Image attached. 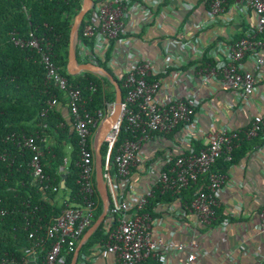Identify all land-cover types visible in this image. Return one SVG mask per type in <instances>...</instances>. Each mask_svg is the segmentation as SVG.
Instances as JSON below:
<instances>
[{
	"label": "built area",
	"instance_id": "obj_1",
	"mask_svg": "<svg viewBox=\"0 0 264 264\" xmlns=\"http://www.w3.org/2000/svg\"><path fill=\"white\" fill-rule=\"evenodd\" d=\"M92 1V9L82 23V34L77 40L78 60L96 65L107 63L122 80V88L126 91L119 117L122 123L114 126L104 144H109V150L112 144L115 147L123 125L129 132L117 148L115 175H111V181L107 174L109 168L105 170L115 193L114 212L119 217L111 223L107 240L93 248L94 253H100L94 255H112L114 264H198L202 231H221L228 226V221L221 224L218 210L223 191L233 184V174L231 170L225 174L216 173L213 167L221 158L232 161L242 134L246 140L260 133L264 135V111L250 114V124L245 129L224 124L207 135L200 124L199 116L203 112L199 111L201 100L196 88L216 85L231 91L240 103L250 108L264 86V0H203L208 9L207 17L194 24V36L182 28L175 29V37L165 29V23L168 25L178 15L173 4L178 3L182 11L189 12L195 7L193 0ZM230 7L251 11L256 22L245 29V36L238 40L221 41L219 32L214 38L204 39L202 31L221 23V17ZM24 10L27 12L26 8ZM146 39L164 45L166 65L163 70L140 49V45L147 44ZM12 42L17 47L35 50L46 70V84L64 94V103L54 96L41 116L45 117L63 104L68 110L78 137L76 167L81 202L65 204L61 215L49 227L41 224L31 227L27 221L26 229L31 228V247L23 249L24 256L20 260L0 253V264H42L38 249L46 239L53 243L44 264H67L98 213L94 141L100 124L114 113L115 104L106 103L103 110L89 111L91 99H85L81 88L71 84L62 74L55 62L53 46L45 36L36 37L31 33L24 39L13 34ZM191 47L197 57L194 62L185 58ZM90 90L95 91V88ZM172 134L180 136L178 150L151 147L152 143L165 146L168 143L165 136ZM202 136L207 137L208 144L197 149ZM11 139L32 153L29 163L32 184L59 193L60 188L52 185L44 171L43 145L38 143L39 138L14 134ZM1 159L8 161L10 157L4 154ZM70 164L71 159L65 158L58 173L68 174ZM202 177H206L207 184L191 204L176 211L174 203H161L156 207L157 216L146 211L157 191L175 196ZM9 214V209H0L1 217ZM168 219L174 221L176 236L186 233L188 238L175 241L173 236L166 234ZM256 230L264 235V207ZM95 256L83 257L79 264H86L87 260L94 264L98 258ZM258 264H264V259Z\"/></svg>",
	"mask_w": 264,
	"mask_h": 264
},
{
	"label": "trees",
	"instance_id": "obj_2",
	"mask_svg": "<svg viewBox=\"0 0 264 264\" xmlns=\"http://www.w3.org/2000/svg\"><path fill=\"white\" fill-rule=\"evenodd\" d=\"M82 6L83 0H0V209L10 210L9 215L0 216V253H7L10 258L15 257L20 260L24 256L23 249L31 247L32 243L29 239L31 228L26 229L27 221L30 222L31 227L37 224L49 227L61 215L63 209V206H59L56 201L58 193L32 184V177L29 174L32 153L14 142L11 139L12 135L24 134L38 137V143L41 145L45 144L43 139L54 138L58 148L52 151L43 148L44 171L50 177L52 185L58 186L60 191H66V189L71 191V203L81 202L77 183L79 170L76 167L79 154L78 137L72 125L69 126L64 118L62 110L65 105L48 112L45 117L41 116L48 107L47 102L54 96L64 103V94L59 89L49 88L46 84V70L40 61V55L31 48L23 49L15 46L12 35L17 34L24 39L29 38L31 33L36 37L45 36L53 46L55 62L61 68L62 74L71 84L81 88L85 99L88 101L91 99L88 103L89 111L103 110L106 103L115 102L116 91L113 84L105 77L92 73L72 76L67 71L71 29ZM82 28L83 25L80 28V37ZM244 36L243 31L235 37V40ZM87 43L93 45L92 42ZM97 64L109 71L122 88V80L107 63ZM91 87H94L95 91L90 90ZM122 91L125 98L126 91L124 88ZM126 136H129V132L123 125L111 155L109 172L112 176L115 175L114 157L117 148ZM241 137L233 152L232 161L226 162L223 158L219 159L213 167L214 172L227 173L264 145V135L261 133L252 140H246L243 134ZM68 145L72 147L69 173L61 175L58 169L67 158ZM199 148L198 146L197 149ZM108 150L109 144L105 143L101 149L105 166ZM4 154H8L10 160L3 161L1 157ZM63 178L66 179L64 189L62 188ZM206 184V177H202L198 183L192 184L175 196L162 195L157 191L146 211L157 216L156 207L161 203L181 202L184 206L191 204ZM96 199L98 213L95 216V222L103 213V202L98 190H96ZM14 207L17 208L15 211ZM109 215L113 216L114 220L119 217L113 210ZM111 227L109 220L102 223L83 246L78 264L83 257L91 259L95 256L94 254H100L94 253L93 248L107 240V233ZM52 243L53 241L46 239L41 249H38L42 264ZM72 259L73 256L69 257L67 264H71ZM86 264L92 263L87 260Z\"/></svg>",
	"mask_w": 264,
	"mask_h": 264
},
{
	"label": "crops",
	"instance_id": "obj_3",
	"mask_svg": "<svg viewBox=\"0 0 264 264\" xmlns=\"http://www.w3.org/2000/svg\"><path fill=\"white\" fill-rule=\"evenodd\" d=\"M192 4L195 7L189 12L182 11L178 3L173 4L178 15L176 18L171 19L168 25L165 23V29L171 34V37H175L177 31L182 28V31L186 30L190 36H194V24L205 21L208 9L204 7L203 0H193ZM255 22L256 16L251 11L246 12L240 7H230L227 14L221 17V23L208 26L205 31H202L201 35L204 39L208 37L214 38L219 32L221 41H231L235 40L237 35ZM175 29H177L176 32ZM145 42L147 44L140 45V49L148 57L155 60L158 69L163 70L166 65L164 45L162 43H151L149 39H146ZM194 56H196V52L191 47L187 51L185 58L190 62H194L197 58ZM249 67H251V64ZM196 89L199 90L198 94L201 100L199 111L200 113L203 112L199 116L201 118L200 124L207 135L218 131L224 124L236 129H245L250 124V114L264 111V86L261 87L260 94L252 100L250 108H246V105L240 103L231 91H224L216 85H211V87L198 85ZM62 113L67 124L71 126L70 115L66 107L63 108ZM197 119L196 121H198ZM179 138L180 136L175 134L167 135L165 139L168 143L165 146L152 143L151 147L154 149L178 150L180 148ZM44 143L43 148L45 150L52 151L58 148V143L52 137L44 139ZM197 143L196 147L204 148L208 144V139L206 136H202ZM66 154L67 157L71 158V145L66 147ZM155 154L160 155V152H155ZM230 170L233 174V184L223 191L221 207L218 210L221 224L224 221H228V226L221 231L218 229L202 231L200 236L201 256L198 264H258L260 260L264 259V235L256 230L259 223V214L264 207V146L255 150V152L243 159L238 166ZM62 188L64 189L65 187ZM70 194L71 191L67 189L58 193L56 201L59 206L71 203ZM109 194L111 212V210L114 211L116 204L115 193L112 192L111 188H109ZM174 204L176 211L184 206L181 202ZM239 206H242V208L237 209ZM110 212H108L105 221L109 220L111 225L114 217L109 215ZM167 226L166 234L173 236L175 241L188 238L186 233L176 236L172 219L167 220ZM94 264H114V256L98 257Z\"/></svg>",
	"mask_w": 264,
	"mask_h": 264
},
{
	"label": "water",
	"instance_id": "obj_4",
	"mask_svg": "<svg viewBox=\"0 0 264 264\" xmlns=\"http://www.w3.org/2000/svg\"><path fill=\"white\" fill-rule=\"evenodd\" d=\"M92 0H83V6L79 14L76 16L75 21L72 25L71 29V35H70V48H69V61L67 65V71L69 75L77 76L82 73H92L95 75H100L102 77H105L108 79L113 86L115 87L116 91V98H115V111L112 115L105 118V120L102 122L101 126L98 129L95 141H94V149H95V165H96V183H97V190L99 192V195L102 199L104 210L102 215L99 217V219L91 226V228L87 231L85 236L82 239V242L79 244L77 248V252L73 257L71 264H77L81 250L83 246L90 240V238L95 234V232L99 229V227L102 225V223L106 220L108 216V212H110V205H111V199L109 194V188L110 183L106 179V173L105 170L109 168L110 170V160L111 155L114 149V144H112L107 161H106V168L105 164L103 163V156L101 154L102 146L104 145V142L109 135V133L113 130L114 126L119 122L120 125L122 122H120L119 117L121 115L122 110V104L124 102L123 98V91L118 83V81L114 78V76L104 69L103 67L92 64V63H81L78 60L77 57V40L79 37V31L82 26V23L86 17V15L89 13V11L92 9ZM110 177L111 181V174L110 172L107 173ZM66 179L63 178L62 181V187H65Z\"/></svg>",
	"mask_w": 264,
	"mask_h": 264
},
{
	"label": "clouds",
	"instance_id": "obj_5",
	"mask_svg": "<svg viewBox=\"0 0 264 264\" xmlns=\"http://www.w3.org/2000/svg\"><path fill=\"white\" fill-rule=\"evenodd\" d=\"M100 76V75H99ZM115 104V102H113ZM108 157V156H107ZM96 187H97V183H96Z\"/></svg>",
	"mask_w": 264,
	"mask_h": 264
}]
</instances>
